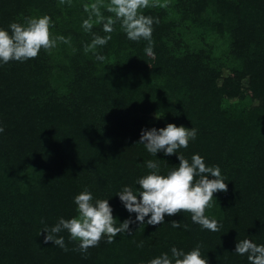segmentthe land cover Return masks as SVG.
<instances>
[{
	"label": "trees",
	"instance_id": "obj_1",
	"mask_svg": "<svg viewBox=\"0 0 264 264\" xmlns=\"http://www.w3.org/2000/svg\"><path fill=\"white\" fill-rule=\"evenodd\" d=\"M96 2L0 0V29L47 15L52 36L69 40L34 59L0 61V264H149L171 258L172 247L198 245L208 264H250L235 246L264 245V0H159L166 7L141 10L154 20L152 56L148 41L129 40L119 21L109 34L92 16L85 31L84 6ZM107 35L106 45L85 52ZM170 123L197 130L186 149L155 156L138 143L142 130ZM194 154L218 166L228 185L205 211L220 230L203 229L189 212L136 222L117 193L139 189L148 160L167 175L178 155L191 162ZM85 189L93 201L108 200L117 227L131 219L130 230L112 243L102 236L87 252L67 231L58 234L67 251L45 244L42 231L76 217L74 198Z\"/></svg>",
	"mask_w": 264,
	"mask_h": 264
},
{
	"label": "clouds",
	"instance_id": "obj_2",
	"mask_svg": "<svg viewBox=\"0 0 264 264\" xmlns=\"http://www.w3.org/2000/svg\"><path fill=\"white\" fill-rule=\"evenodd\" d=\"M61 3H64V0H61ZM150 6L166 7V4H160L159 0H110L105 5L103 0H97L96 3L84 6V10L91 15L83 21L82 27L85 31H91L92 16H95V22L103 23L104 32L110 34L114 31L113 25L119 21L129 40L148 41L145 52L152 56L154 52L151 38L154 20L141 12L142 9ZM101 7H105L114 15L105 18L100 11ZM156 22L158 23V20ZM9 27L11 33L0 29V61L5 64L13 60L23 62L34 59L41 49L50 51L55 48L57 41L69 43L64 36H52L50 31L52 22L47 15L29 17L23 24L14 22ZM109 40L111 35L94 36L91 44L85 47V52H95L98 46L106 45ZM96 59L104 61L105 57L97 55ZM3 131L4 129L0 127V132ZM196 135L195 128L177 127L170 123L159 130L155 128L142 130L138 143L143 144L152 155L156 156L158 152L163 151L165 155L170 156L181 148L186 149L189 141L194 140ZM178 159V167L173 168L167 175L159 174L158 163L148 160L146 167L152 171L136 181L139 189L134 191L132 187L125 186L116 196L129 213H136V222L141 225L149 215L147 224L157 225L164 223L165 215L173 216L180 212H189L192 221L203 229L219 231L221 225L215 219L206 216L205 211L213 206L214 193L228 190L220 168L206 166L204 159L198 154L191 157V162L183 155H178ZM209 175L213 179H209ZM74 202L77 205L78 215L71 219L60 218L53 227L45 228L42 231L46 233L45 244L52 242L53 245L67 251L63 236H58L62 231H67L71 240L79 241V250L87 252L88 248L99 244L102 236L106 235L107 242L112 243L118 234L128 232L129 225L133 223L128 219L117 227L108 200L93 201L92 193L87 189L76 195ZM171 227L180 228L181 224L172 221ZM171 253V258L167 253H163L152 259L149 264H208V261L201 256L199 245L187 253L172 247ZM235 253L241 256L247 254L250 264H264V245H257L251 240L238 241Z\"/></svg>",
	"mask_w": 264,
	"mask_h": 264
}]
</instances>
